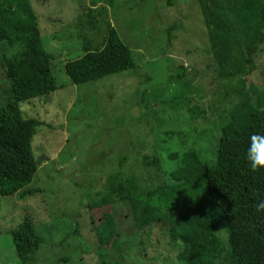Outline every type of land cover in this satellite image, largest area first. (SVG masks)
Instances as JSON below:
<instances>
[{"label": "rangeland", "instance_id": "1", "mask_svg": "<svg viewBox=\"0 0 264 264\" xmlns=\"http://www.w3.org/2000/svg\"><path fill=\"white\" fill-rule=\"evenodd\" d=\"M27 1L57 88L19 104L22 118L43 123L31 139L39 166L28 185L39 192L0 196V264H23L11 231L25 216L44 239L31 264H61L63 255L97 264L98 246L110 264H183L164 224L136 226L129 199L185 179L187 155L195 176L214 163L228 109L264 95V44L255 69L234 82L241 93L228 95L197 0ZM101 6L138 69L72 84L63 66L83 55L80 7ZM4 72L0 50V104L10 99ZM76 220L88 252L72 234Z\"/></svg>", "mask_w": 264, "mask_h": 264}, {"label": "trees", "instance_id": "2", "mask_svg": "<svg viewBox=\"0 0 264 264\" xmlns=\"http://www.w3.org/2000/svg\"><path fill=\"white\" fill-rule=\"evenodd\" d=\"M197 1L222 77L230 79L226 93L240 94L234 82L255 69L253 58L264 44V0ZM80 9L85 46L81 57L64 63L69 81L84 84L135 72L133 52L108 21L106 8ZM89 34L94 38L88 39ZM0 50L10 88V99L0 104V196L22 200L39 192L28 185L39 166L31 139L43 123L22 118L19 104L57 88L51 73L53 55L44 49L27 0H0ZM225 115L211 166L195 176L187 155L185 179L129 199L136 226L164 224L171 240L180 242L176 258L183 264H218L217 258L220 264H264V211L255 207L264 199V168L253 171L246 158L250 135L264 134V95L254 100L243 95ZM74 223L78 248L90 251L92 246L82 247L79 223ZM11 240L23 264L32 263L44 242L28 216L11 231ZM100 248L94 250L97 264H110ZM69 260V255L59 258L61 264Z\"/></svg>", "mask_w": 264, "mask_h": 264}, {"label": "clouds", "instance_id": "3", "mask_svg": "<svg viewBox=\"0 0 264 264\" xmlns=\"http://www.w3.org/2000/svg\"><path fill=\"white\" fill-rule=\"evenodd\" d=\"M246 158L253 171L264 168V134L253 132L249 137ZM257 211H264V199L258 200Z\"/></svg>", "mask_w": 264, "mask_h": 264}, {"label": "water", "instance_id": "4", "mask_svg": "<svg viewBox=\"0 0 264 264\" xmlns=\"http://www.w3.org/2000/svg\"><path fill=\"white\" fill-rule=\"evenodd\" d=\"M40 159H41V160H46V161L48 160V158H45V157H43V158H40Z\"/></svg>", "mask_w": 264, "mask_h": 264}]
</instances>
